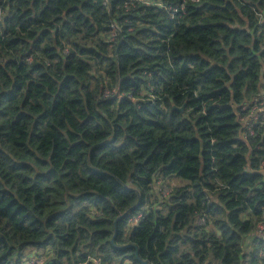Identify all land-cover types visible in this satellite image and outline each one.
<instances>
[{"label":"trees","instance_id":"obj_1","mask_svg":"<svg viewBox=\"0 0 264 264\" xmlns=\"http://www.w3.org/2000/svg\"><path fill=\"white\" fill-rule=\"evenodd\" d=\"M104 3V19L94 21ZM238 3L187 0L189 17L177 23L175 0H0V157L14 158L6 147L17 157L0 171V231L15 224L13 247L48 253L44 264H264V36L237 15ZM177 63L192 87L184 113L172 101L166 125L139 93L164 89ZM89 92L96 99L87 101ZM87 103L105 118V109H123L115 118L129 130L132 106L143 113L136 127L148 143L125 163L129 171L117 174L104 159L115 137L89 144L75 133L63 175L50 167L56 151H41L49 121L55 132L50 113L67 109L86 125L93 117L78 110ZM245 107L261 110L251 128ZM173 181L184 184L161 199L158 184Z\"/></svg>","mask_w":264,"mask_h":264},{"label":"clouds","instance_id":"obj_2","mask_svg":"<svg viewBox=\"0 0 264 264\" xmlns=\"http://www.w3.org/2000/svg\"><path fill=\"white\" fill-rule=\"evenodd\" d=\"M11 7L10 5H7ZM168 7V5H164ZM109 5L104 3L103 5H97L99 11L94 9V21H102L104 15ZM237 9L234 11L237 12L238 16H244L247 18V22L252 25L256 30V38H261L264 36V28H261L260 25L264 24V0H239ZM173 12H180L181 15L175 17V22H180L181 20L187 19L189 13L187 11V0L181 2V0H175V7L172 9ZM9 13L7 11L3 12V16H7ZM109 20H112V16L109 15ZM0 19V23H2ZM3 36V31L0 30V37ZM71 39V37H69ZM171 48H168L167 52H172ZM162 58L164 59V67L169 68V60L166 58L167 53H161ZM247 62V61H245ZM63 61L56 65L54 71L56 73V78L52 81L53 87H58L56 80L62 79L64 73L61 69ZM71 63V61H69ZM170 71L175 73V75L169 79L166 75L165 78L168 81L164 89H156V95H152L151 85H145V88L148 89L147 93L140 92L139 95H147L150 100L153 101L156 108L159 110V114L154 116L166 125L169 124L168 113L172 108V101L175 100L177 107L183 106V97L186 94V90H191V81L185 82L183 72L181 71V66L177 63L175 67L170 68ZM115 78V83H119L121 78V73L119 71V66L110 73ZM195 75V73H193ZM243 75V72H241ZM176 80L180 81V84L173 87V84ZM84 99V97H81ZM96 99L90 92L87 96V101ZM133 113L131 120H125V125L131 124L132 130H129L127 126L121 127L120 121L115 117L117 115H122L123 109L119 111L115 108L105 109L106 118L100 115L99 109L95 108L91 103H87V106L81 105L78 110L80 116L83 119H88L89 116H92L93 119L88 121V124H83L82 120L78 118L74 113L69 112L65 109L63 114H57L55 112L50 113V115L55 117V132L50 133L48 128L53 127V121H49L47 125L44 126V131L42 135L44 137V147L41 151L47 156L49 149L55 150L57 153V158L50 161V167L56 170L59 175H63L65 171L63 167L64 159H71L68 157L67 152L71 148V136L73 133L77 134L80 139H84L85 136L88 139V143L91 144L95 141L104 139H115L111 140V143L107 145L109 151L105 154L104 159L111 158L114 166L117 167L118 173L120 171L127 172L129 169L125 168V163H133L136 156H139L141 153V145L148 143V137H146L142 131L136 126L139 125L140 120L138 118L143 117V113L140 112L139 107L136 105L132 106ZM131 115V114H130ZM11 122V118L3 122V126L7 128ZM100 125V127H97ZM142 127V126H141ZM7 145V140L3 141ZM28 148H32V145H28ZM9 156H13V159L8 157H0V171L6 170L16 163V154L9 148H5ZM28 149L26 148L25 151ZM135 153V156L133 155ZM95 155V154H94ZM103 161H101L102 163ZM76 163H79L81 169L87 170L90 168V164L84 163L83 158L78 154L76 155ZM134 170V169H133ZM73 174V183L79 186L77 178L81 182H84L82 175L77 173L75 168L72 169ZM6 176V183L8 180H12V177ZM33 184L37 185V190L41 186V181L34 179ZM2 207V206H0ZM0 236H3L7 241V246L0 248V254L4 256V260L0 261V264H44V261L48 258V253H45L43 256L36 254H28L24 250L19 249L18 247H13L16 245L20 239L19 234L15 231V224L6 223L3 227V230L0 231ZM15 254V255H14ZM103 264H108V261H103Z\"/></svg>","mask_w":264,"mask_h":264},{"label":"rangeland","instance_id":"obj_3","mask_svg":"<svg viewBox=\"0 0 264 264\" xmlns=\"http://www.w3.org/2000/svg\"><path fill=\"white\" fill-rule=\"evenodd\" d=\"M244 111V114H245V121H246V124L245 126H248V127H252V125H256V115L258 113H261V110L256 107L255 109L252 108V109H249L248 107H245L243 109ZM184 183H181L179 181H173L171 182L170 184L167 183V184H158V194H159V197L161 199H163L164 197L167 198V197H170V194L172 193V189L173 187L177 186V185H183ZM159 185H170V187L168 186L167 187H163L162 189L160 188ZM166 200V199H165ZM28 254H36V255H40L38 254L37 252H33L32 250H28L27 252Z\"/></svg>","mask_w":264,"mask_h":264},{"label":"built area","instance_id":"obj_4","mask_svg":"<svg viewBox=\"0 0 264 264\" xmlns=\"http://www.w3.org/2000/svg\"><path fill=\"white\" fill-rule=\"evenodd\" d=\"M150 3H151V2H150ZM147 4H149V3H147ZM138 220H139V219H135V220L131 221V222H130V226H131V225H134L135 223H137ZM261 232H262V234H264L263 229H261ZM85 264H100V261H99V260H91L90 262H87V263H85Z\"/></svg>","mask_w":264,"mask_h":264},{"label":"water","instance_id":"obj_5","mask_svg":"<svg viewBox=\"0 0 264 264\" xmlns=\"http://www.w3.org/2000/svg\"><path fill=\"white\" fill-rule=\"evenodd\" d=\"M263 47H264V46H263ZM185 108H186V105H184L181 109H176V108H175V110H178L180 113H184ZM115 232H116V231H114V233H115ZM113 240H114V237H113V239H112L111 242H113ZM143 264H147V263H143Z\"/></svg>","mask_w":264,"mask_h":264}]
</instances>
